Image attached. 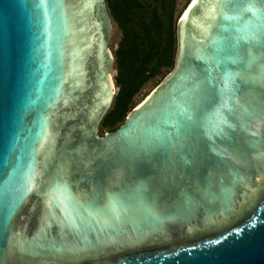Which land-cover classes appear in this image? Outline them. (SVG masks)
Returning <instances> with one entry per match:
<instances>
[{"label": "water", "instance_id": "1", "mask_svg": "<svg viewBox=\"0 0 264 264\" xmlns=\"http://www.w3.org/2000/svg\"><path fill=\"white\" fill-rule=\"evenodd\" d=\"M110 31L105 0H0V264H264V3L192 0L99 135Z\"/></svg>", "mask_w": 264, "mask_h": 264}, {"label": "trees", "instance_id": "2", "mask_svg": "<svg viewBox=\"0 0 264 264\" xmlns=\"http://www.w3.org/2000/svg\"><path fill=\"white\" fill-rule=\"evenodd\" d=\"M119 30L114 50L119 86L114 108L100 129H116L123 121L129 98L150 77L175 64L176 0H105Z\"/></svg>", "mask_w": 264, "mask_h": 264}, {"label": "rangeland", "instance_id": "3", "mask_svg": "<svg viewBox=\"0 0 264 264\" xmlns=\"http://www.w3.org/2000/svg\"><path fill=\"white\" fill-rule=\"evenodd\" d=\"M189 2H191L190 0H176V12L175 15H178L177 19H176V26H175V36H176V49H175V54L176 55V51H177V23H178V19H179V15L180 13L184 10L185 6L186 8L188 7V5L190 4ZM108 13H109V9L107 8ZM110 16V20H111V31H110V38H109V42L106 46V49L108 50L110 57H111V65H110V69H109V74L110 77L112 78V82H113V96H112V100L110 103V106L106 112V114L108 112H110L113 108H114V100L115 97L118 93V89L119 86L115 83V75H116V69L115 67V58H114V50L117 47V42L119 40V30L115 24V22L113 21L111 15ZM173 67H167V68H163L160 70V73L150 77L149 79H147L140 87L139 89L136 91L135 94H133L130 98H129V102H128V109L125 111V118L132 112L133 109H135L143 100L146 99V97L171 73ZM105 114V115H106ZM104 115V116H105ZM124 118V120H125ZM123 123V122H122ZM121 123V124H122ZM100 126V124H99ZM112 131V128H104V129H100L98 127V134L99 135H103L107 132Z\"/></svg>", "mask_w": 264, "mask_h": 264}, {"label": "snow or ice", "instance_id": "4", "mask_svg": "<svg viewBox=\"0 0 264 264\" xmlns=\"http://www.w3.org/2000/svg\"><path fill=\"white\" fill-rule=\"evenodd\" d=\"M261 3H264V0H260ZM226 2L222 3L221 7L224 8L226 7ZM248 10L250 11H253L254 13H259L260 12V9L259 8H249ZM213 12L215 13L216 12V9H213ZM242 39H245V40H256L258 39V36H257V33L256 32H253L251 33L249 36H246V37H242ZM225 76L228 78L226 81H225V84L226 86L229 84V82L235 77V76H239V73H228V72H225ZM187 116L189 119H192V114L190 112L187 113Z\"/></svg>", "mask_w": 264, "mask_h": 264}, {"label": "bare ground", "instance_id": "5", "mask_svg": "<svg viewBox=\"0 0 264 264\" xmlns=\"http://www.w3.org/2000/svg\"><path fill=\"white\" fill-rule=\"evenodd\" d=\"M190 1H192V0H190ZM189 3H191V2H189ZM185 9H186V6H185L184 10H185ZM183 12H184V11L182 10V12H181L180 14L182 15V13H183ZM179 16H180V15H179ZM110 78H111V77H110ZM110 80H111V83H112V87H113V82H112V78H111ZM148 96H149V95H148ZM148 96H147V97H148ZM147 97H146V98H147Z\"/></svg>", "mask_w": 264, "mask_h": 264}]
</instances>
